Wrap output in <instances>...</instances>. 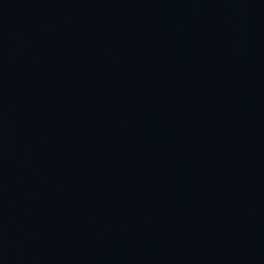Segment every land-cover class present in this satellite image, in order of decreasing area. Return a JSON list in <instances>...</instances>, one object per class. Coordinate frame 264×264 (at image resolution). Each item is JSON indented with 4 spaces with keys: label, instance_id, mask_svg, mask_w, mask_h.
Here are the masks:
<instances>
[{
    "label": "water",
    "instance_id": "1",
    "mask_svg": "<svg viewBox=\"0 0 264 264\" xmlns=\"http://www.w3.org/2000/svg\"><path fill=\"white\" fill-rule=\"evenodd\" d=\"M0 264H264V0H0Z\"/></svg>",
    "mask_w": 264,
    "mask_h": 264
}]
</instances>
